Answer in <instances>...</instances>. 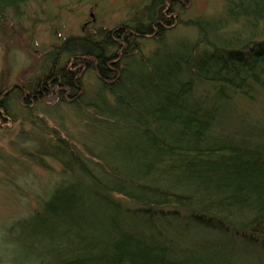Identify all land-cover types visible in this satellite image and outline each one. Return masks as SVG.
<instances>
[{"label":"trees","instance_id":"16d2710c","mask_svg":"<svg viewBox=\"0 0 264 264\" xmlns=\"http://www.w3.org/2000/svg\"><path fill=\"white\" fill-rule=\"evenodd\" d=\"M37 1L0 0V31ZM182 1L151 0L126 24L64 37L35 78L0 91L6 125L59 124L25 155L61 169L1 233L0 264H247L233 248L264 264V0L178 20L196 38L169 42L165 11ZM232 109L239 127L223 119Z\"/></svg>","mask_w":264,"mask_h":264},{"label":"rangeland","instance_id":"374dc122","mask_svg":"<svg viewBox=\"0 0 264 264\" xmlns=\"http://www.w3.org/2000/svg\"><path fill=\"white\" fill-rule=\"evenodd\" d=\"M150 1L38 0L29 3L20 19L11 18L0 31V91L10 85L21 86L35 78L44 54L58 45L64 37L82 35L96 28L113 29L126 24L138 16L140 9ZM226 1L183 0L182 4L174 6L170 14V8L167 6L165 15L174 23L172 32L167 34V40L193 42L196 30L178 24L177 21L218 17ZM141 45L144 54L155 48V43L151 40L141 42ZM85 79V86L94 83L90 75L86 74ZM43 104L51 107L54 102L46 100ZM65 115L63 113V116ZM237 116L239 112L232 109L223 119L228 125L239 127L241 123ZM16 118V121L8 125L0 119V236L14 221L26 217L37 208L40 199L51 189V184L59 180L61 174L60 166L55 161L45 159L44 165L40 166L30 155H25L26 151L38 146L39 140L43 139L41 133L59 131V124L48 115L47 118L35 116L31 120L23 116ZM42 119H45L46 123ZM70 121L71 116L67 119L68 127L76 133ZM258 126L264 127V123H259ZM229 239L234 244H228L229 242L222 239L221 245L228 244L230 250L231 246H236L237 241ZM1 240L0 252H3L8 247H5ZM245 249L250 252V248ZM233 251L234 248L229 252L233 259L235 254L242 257L240 262H258L254 261L252 254Z\"/></svg>","mask_w":264,"mask_h":264}]
</instances>
